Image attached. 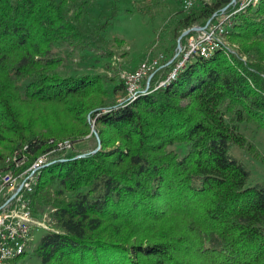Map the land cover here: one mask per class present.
I'll return each instance as SVG.
<instances>
[{"label":"trees","instance_id":"16d2710c","mask_svg":"<svg viewBox=\"0 0 264 264\" xmlns=\"http://www.w3.org/2000/svg\"><path fill=\"white\" fill-rule=\"evenodd\" d=\"M232 1L177 9L164 62L184 30L222 10L239 55H198L119 102L123 79L57 70L76 53L114 54L102 31L115 2L101 21L94 0H0V169L14 152L23 171L53 143L83 140L89 119L101 142L36 170L31 208L56 228L35 246L38 264H264V182L232 152L255 154L249 135L264 132V0ZM134 6L152 14L154 1Z\"/></svg>","mask_w":264,"mask_h":264},{"label":"rangeland","instance_id":"374dc122","mask_svg":"<svg viewBox=\"0 0 264 264\" xmlns=\"http://www.w3.org/2000/svg\"><path fill=\"white\" fill-rule=\"evenodd\" d=\"M137 1L146 0H94L92 14L95 18H100L101 21H105V19L107 20V14L111 11L110 9L112 3H116L117 15L102 31V36L108 41V48L114 51V54L111 56H105L103 54H96L91 51L76 53L71 57V59L66 61L57 69L59 73H103L107 74L108 76L116 78L118 77L120 80H122L121 74H130L132 72H138L141 70V63L143 61L153 59L159 54H162L164 57H169L171 52H173L171 45L175 40L173 36L172 15L179 8L184 9V11L187 10L184 8L185 0H153L154 6L152 14H142L136 11L134 3ZM193 1V7H197L200 2H211L212 0ZM245 1L247 2L248 0H240L238 8H240L241 2H244L245 4ZM235 3L236 0L232 1L231 4ZM255 3L257 2H250L251 5H254ZM247 4L249 5V3ZM243 7L244 6H242V8ZM246 7L248 6H245L244 9ZM227 14L228 13H226V16H228ZM223 31L224 32L222 33L220 32L221 42L224 43L227 48L232 50V52L229 54L239 55L240 53L238 52V45L226 38L225 28ZM185 36L186 35H184L181 40H183ZM223 51L226 53L225 50ZM241 56L242 57L240 58L244 61L245 56ZM122 81H124L126 89V80L123 79ZM117 83H119L118 79H116V81L113 80L108 84V87L111 88L114 85H117ZM114 96L118 98L117 100L119 102H125L127 100L133 101V99H135V96L128 94L127 91L125 94L118 92ZM89 123L90 133L84 137L83 140L77 142L63 140L53 143L55 145L60 142L68 144L65 149L62 148L59 151H55L53 154L55 156H63L67 152H72L77 154L75 157H79L88 154V151L92 152L95 147H97V136H95V133L93 132L95 130L93 120L89 119ZM249 139L254 142L256 150L255 154H250L247 151L238 148H233L232 152L249 168L250 181L259 180L264 182V132L249 135ZM174 147L180 153V155L184 154L186 151L181 145H174ZM44 233L45 231L42 229L34 232V241L30 251L31 256L29 255L26 258V262L24 264H38V260L33 253L36 248L35 246Z\"/></svg>","mask_w":264,"mask_h":264},{"label":"built area","instance_id":"2783aa9c","mask_svg":"<svg viewBox=\"0 0 264 264\" xmlns=\"http://www.w3.org/2000/svg\"><path fill=\"white\" fill-rule=\"evenodd\" d=\"M194 6L193 0H185V9ZM215 15V14H214ZM228 18L223 12L210 18L208 25L201 26L199 30L189 32L179 42L171 58L164 62V56L157 57L141 63V70L134 74H121L126 80V91L133 94L146 91L150 88L151 78H156L155 86L161 84L185 66L187 61L201 54L209 52L212 48L225 47L220 39V29L226 28ZM170 64L168 70L165 68ZM67 143L60 142L46 151L42 158H34L28 169L15 171L14 165L6 169L0 176V264H24L27 254L31 251L34 241V232L42 229L56 231L51 217L47 213H35L31 208L30 190L34 183L36 168L49 163L55 156L53 153ZM59 156V155H58ZM28 160L25 154L15 157V162Z\"/></svg>","mask_w":264,"mask_h":264},{"label":"bare ground","instance_id":"6f19581e","mask_svg":"<svg viewBox=\"0 0 264 264\" xmlns=\"http://www.w3.org/2000/svg\"><path fill=\"white\" fill-rule=\"evenodd\" d=\"M251 1H254V0H248L247 2L245 1V2H246L245 4H244V2H241L240 9H242V6H244V7L247 6V5H248L247 3L251 2ZM244 7H243V8H244ZM226 17H229V15L226 16ZM207 25H208V24H207ZM199 27H201V26H199ZM223 29H224V28H221V29H220V32H221V33L224 32ZM195 31H196V30H195ZM221 37H223V36H221ZM223 39H224V38H223ZM180 42H181V41H180ZM217 48L219 49L220 47L212 48V50L217 49ZM228 49H229V48H228ZM212 50H210L209 52H211ZM209 52H201L200 55H204V56H206ZM183 67H184V66H183ZM183 67H181V69H182ZM178 71H179V70H178ZM138 72H139V71H138ZM134 73H136V72H132V73H130V74H134ZM177 73H178V72H176V74H177ZM176 74L173 75V77H172L171 79H167L166 81H163L161 84L157 85L156 88L165 86L168 82H170L171 80H173V79L176 77ZM137 93H138V92L133 93L132 96H136ZM19 154H20V153H14L12 156H10V157H8V158L6 159L4 169H0V176H1V175H4V171H5L6 169H11V165H14V170L16 171V169L22 167V166L25 164L26 160H20V161H18V162H15V157H16L17 155H19ZM39 158H42V156L39 157ZM38 168H39V167H38ZM38 168H36V170H37ZM26 169H28V167H27ZM24 170H25V169H24ZM36 170H35V171H36ZM36 179H37V177H36V174H35V177H34V183H32V187H31L30 193L32 192V189H33V186H34V184H35V182H36Z\"/></svg>","mask_w":264,"mask_h":264},{"label":"water","instance_id":"95a60500","mask_svg":"<svg viewBox=\"0 0 264 264\" xmlns=\"http://www.w3.org/2000/svg\"><path fill=\"white\" fill-rule=\"evenodd\" d=\"M233 1H234V0H233ZM200 28H201V27H199V26H193V27H191V28H189V29L184 30V31L180 34V36L178 37V39H177L178 44H179L181 38H182L184 35L188 34V33L191 32V31L199 30ZM178 44H177V45H178ZM93 132L95 133V136H97V147L92 151V152H95V151H97V150L100 148V140L98 139V135H97V133L95 132V130H94Z\"/></svg>","mask_w":264,"mask_h":264}]
</instances>
